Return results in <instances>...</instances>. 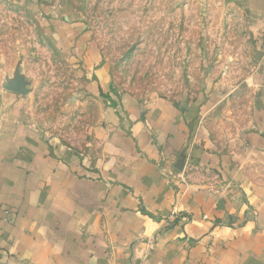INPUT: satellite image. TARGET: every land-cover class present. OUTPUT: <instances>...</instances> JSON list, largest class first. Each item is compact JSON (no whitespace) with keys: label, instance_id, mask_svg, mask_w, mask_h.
Here are the masks:
<instances>
[{"label":"crops","instance_id":"0c3cea01","mask_svg":"<svg viewBox=\"0 0 264 264\" xmlns=\"http://www.w3.org/2000/svg\"><path fill=\"white\" fill-rule=\"evenodd\" d=\"M247 83L256 106L229 144L202 120L226 97L205 91L110 104L82 152L0 89V264H264V57Z\"/></svg>","mask_w":264,"mask_h":264},{"label":"rangeland","instance_id":"374dc122","mask_svg":"<svg viewBox=\"0 0 264 264\" xmlns=\"http://www.w3.org/2000/svg\"><path fill=\"white\" fill-rule=\"evenodd\" d=\"M253 0H0V89L36 134L88 151L115 102L226 98L202 118L226 144L249 126L264 57ZM262 58V59H261ZM104 69L103 74L100 73ZM101 76L106 87H97ZM104 77V78H103Z\"/></svg>","mask_w":264,"mask_h":264},{"label":"water","instance_id":"95a60500","mask_svg":"<svg viewBox=\"0 0 264 264\" xmlns=\"http://www.w3.org/2000/svg\"><path fill=\"white\" fill-rule=\"evenodd\" d=\"M18 92V91H17ZM19 93V92H18Z\"/></svg>","mask_w":264,"mask_h":264}]
</instances>
